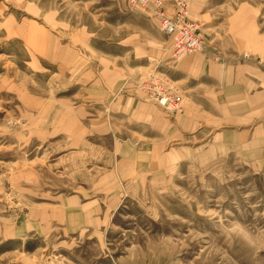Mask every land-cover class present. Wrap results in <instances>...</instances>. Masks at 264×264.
Segmentation results:
<instances>
[{"label": "rangeland", "instance_id": "374dc122", "mask_svg": "<svg viewBox=\"0 0 264 264\" xmlns=\"http://www.w3.org/2000/svg\"><path fill=\"white\" fill-rule=\"evenodd\" d=\"M183 1L0 0V264H264V0Z\"/></svg>", "mask_w": 264, "mask_h": 264}, {"label": "built area", "instance_id": "2783aa9c", "mask_svg": "<svg viewBox=\"0 0 264 264\" xmlns=\"http://www.w3.org/2000/svg\"><path fill=\"white\" fill-rule=\"evenodd\" d=\"M132 5H137L159 20L160 29L170 37L171 47L176 54H191L202 46V39L197 30V25L190 20L188 6L183 0L176 1L172 11H168V0H129ZM159 104L176 108L178 100L171 96L162 95Z\"/></svg>", "mask_w": 264, "mask_h": 264}, {"label": "bare ground", "instance_id": "6f19581e", "mask_svg": "<svg viewBox=\"0 0 264 264\" xmlns=\"http://www.w3.org/2000/svg\"><path fill=\"white\" fill-rule=\"evenodd\" d=\"M155 81H156V80H155ZM156 85H157V84H156ZM157 87H158V86H157ZM157 87H156V88H157ZM157 93H158V92H157ZM153 94H154V93H153ZM158 100H159V99H158ZM158 103H159V102H158ZM158 105H159V104H158ZM164 107H165V106H164ZM163 109H164V108H163ZM173 109H174V108H173ZM167 110H168V109H167Z\"/></svg>", "mask_w": 264, "mask_h": 264}]
</instances>
